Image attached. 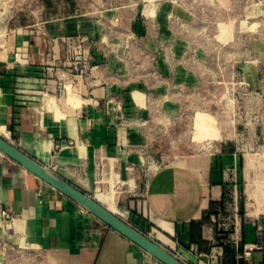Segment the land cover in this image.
<instances>
[{"label":"crops","instance_id":"1","mask_svg":"<svg viewBox=\"0 0 264 264\" xmlns=\"http://www.w3.org/2000/svg\"><path fill=\"white\" fill-rule=\"evenodd\" d=\"M95 24L81 16L11 23L0 11V133L123 218L120 207H144L147 224L187 264H264V156L239 143L176 156L135 194L111 189L114 175L120 182V87L96 64ZM90 54L75 70L76 56ZM0 208L18 214L0 237L38 248L49 264H163L2 151Z\"/></svg>","mask_w":264,"mask_h":264},{"label":"rangeland","instance_id":"2","mask_svg":"<svg viewBox=\"0 0 264 264\" xmlns=\"http://www.w3.org/2000/svg\"><path fill=\"white\" fill-rule=\"evenodd\" d=\"M0 11L20 24L95 21L96 64L120 87L113 98L124 131L122 153L114 156L120 182L114 175L111 189L135 194L174 157L211 153L224 143L264 156V0H0ZM122 163L130 168L126 179ZM120 209L171 251L147 224L144 207Z\"/></svg>","mask_w":264,"mask_h":264},{"label":"water","instance_id":"3","mask_svg":"<svg viewBox=\"0 0 264 264\" xmlns=\"http://www.w3.org/2000/svg\"><path fill=\"white\" fill-rule=\"evenodd\" d=\"M0 151L25 167L41 180L76 202L87 212L137 244L150 256L163 264H187L164 245L154 240L137 226L100 203L95 196L85 192L61 176L48 165L24 152L10 139L0 133Z\"/></svg>","mask_w":264,"mask_h":264},{"label":"built area","instance_id":"4","mask_svg":"<svg viewBox=\"0 0 264 264\" xmlns=\"http://www.w3.org/2000/svg\"><path fill=\"white\" fill-rule=\"evenodd\" d=\"M74 68L78 70L79 62H82L83 68H87L86 60L81 56H76ZM83 72V70H82ZM18 214L8 208H0V228L8 233H11ZM38 248H34L28 244L12 242L4 237H0V261L5 264H12L16 261L17 264H49L43 260L42 255L37 252ZM179 258L181 256L175 254ZM250 249L245 251V256H250Z\"/></svg>","mask_w":264,"mask_h":264},{"label":"bare ground","instance_id":"5","mask_svg":"<svg viewBox=\"0 0 264 264\" xmlns=\"http://www.w3.org/2000/svg\"><path fill=\"white\" fill-rule=\"evenodd\" d=\"M101 203V202H100ZM104 205V204H103ZM105 206V205H104ZM107 207V206H106ZM108 209H110L109 207H107ZM111 210V209H110ZM112 211V210H111ZM114 212V211H113ZM117 214V213H116Z\"/></svg>","mask_w":264,"mask_h":264}]
</instances>
